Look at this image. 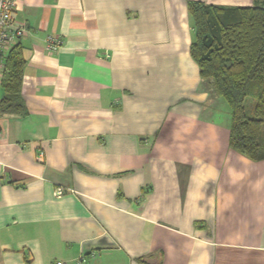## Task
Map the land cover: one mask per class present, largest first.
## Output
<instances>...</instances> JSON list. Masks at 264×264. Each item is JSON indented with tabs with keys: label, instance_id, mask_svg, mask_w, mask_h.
<instances>
[{
	"label": "crops",
	"instance_id": "crops-1",
	"mask_svg": "<svg viewBox=\"0 0 264 264\" xmlns=\"http://www.w3.org/2000/svg\"><path fill=\"white\" fill-rule=\"evenodd\" d=\"M188 1H18L25 110H0V264H264V160L229 147Z\"/></svg>",
	"mask_w": 264,
	"mask_h": 264
},
{
	"label": "trees",
	"instance_id": "trees-1",
	"mask_svg": "<svg viewBox=\"0 0 264 264\" xmlns=\"http://www.w3.org/2000/svg\"><path fill=\"white\" fill-rule=\"evenodd\" d=\"M250 7H224L188 1L194 39L190 54L201 78L231 111L229 147L253 161L264 160V0ZM0 103L3 113L25 110L22 98L25 59L15 44L3 57ZM254 100L252 115L246 102ZM139 261L143 262L142 259Z\"/></svg>",
	"mask_w": 264,
	"mask_h": 264
},
{
	"label": "built area",
	"instance_id": "built-area-1",
	"mask_svg": "<svg viewBox=\"0 0 264 264\" xmlns=\"http://www.w3.org/2000/svg\"><path fill=\"white\" fill-rule=\"evenodd\" d=\"M19 0H0V67L4 68L3 57L15 45V42L26 34L25 28L15 27L13 21L14 11L17 9ZM63 45L59 38L50 36L46 40V50L56 53ZM61 188L57 189V196L63 195ZM85 259L80 258L78 264L84 263ZM58 264H62L59 262Z\"/></svg>",
	"mask_w": 264,
	"mask_h": 264
},
{
	"label": "rangeland",
	"instance_id": "rangeland-1",
	"mask_svg": "<svg viewBox=\"0 0 264 264\" xmlns=\"http://www.w3.org/2000/svg\"><path fill=\"white\" fill-rule=\"evenodd\" d=\"M222 99V101H224L225 102V105H226V107H227V109H228V111L230 110V108H229V106H228V104L226 103V101L223 99V98H221ZM254 100H252V99H248L247 100V102H246V104H245V106H246V112H247V114L250 116V115H252L253 114V110H254ZM263 131H264V127H263Z\"/></svg>",
	"mask_w": 264,
	"mask_h": 264
}]
</instances>
